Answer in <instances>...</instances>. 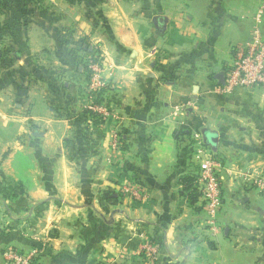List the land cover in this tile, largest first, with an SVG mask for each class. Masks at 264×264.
<instances>
[{
    "label": "crops",
    "instance_id": "crops-1",
    "mask_svg": "<svg viewBox=\"0 0 264 264\" xmlns=\"http://www.w3.org/2000/svg\"><path fill=\"white\" fill-rule=\"evenodd\" d=\"M262 1L4 0L0 264L10 248L38 264H150L145 239L158 244L154 264H264V197L251 182L264 175V88L213 90ZM80 42L100 50L110 85L109 116L83 140ZM184 128L218 138L216 234L182 184L201 169ZM126 184L147 197L122 194Z\"/></svg>",
    "mask_w": 264,
    "mask_h": 264
},
{
    "label": "built area",
    "instance_id": "built-area-1",
    "mask_svg": "<svg viewBox=\"0 0 264 264\" xmlns=\"http://www.w3.org/2000/svg\"><path fill=\"white\" fill-rule=\"evenodd\" d=\"M264 19V0L257 9L250 40L232 47L233 62L225 70L223 83L215 85L213 90L216 94H231L241 89L264 88V38L260 28ZM79 61V59H78ZM76 60V63L78 62ZM86 62L90 70V78L86 84L84 94L88 99L85 110L90 114L97 115L101 122H105L110 113V105L106 98H100L102 89L108 87V82L101 77L102 55L98 48H91ZM187 105L194 103L188 101ZM88 123L93 124L92 118L88 117ZM194 155L200 160L201 169L197 173L196 185L199 193L198 203L207 212L204 222L211 234L218 231L217 217L223 205V193L220 171L224 167L223 159L206 143L200 132L193 133ZM124 146L121 135L116 132L112 137V147L119 150ZM264 197V175L256 176L251 181ZM122 194L131 196L141 201L147 197V192L140 186L126 184L121 188ZM142 251L150 264L157 260L158 244L150 240H143ZM5 264H38L37 255L34 252H21L10 248L5 253Z\"/></svg>",
    "mask_w": 264,
    "mask_h": 264
},
{
    "label": "trees",
    "instance_id": "trees-1",
    "mask_svg": "<svg viewBox=\"0 0 264 264\" xmlns=\"http://www.w3.org/2000/svg\"><path fill=\"white\" fill-rule=\"evenodd\" d=\"M32 2H37L38 0H30ZM5 3L4 0H0V7H4ZM79 47V52L74 53V57L79 59V61L76 63V68L77 71H81L84 73L86 81L88 82L90 78V70L88 68V62H86L89 54L91 53V48L90 46H84V43L80 42ZM110 85L108 84V87L102 89L100 98L102 97L103 99L106 98V92L109 90ZM92 118L93 124L88 123V117ZM77 123L79 124L78 126V131L80 132L79 137L77 136L76 138H79L80 140H83L82 138H85L88 134V129L90 126H101L104 123L101 122L100 118H97V115L90 114L88 110L83 109L80 117L77 119ZM81 137V138H80ZM183 138L185 142V147H186V152L188 155L194 154V139H193V133L190 132L188 129H182L180 133L178 134V138ZM122 141H124L123 136H121ZM125 142V141H124ZM125 147V143L124 146ZM196 179H197V174L189 177L186 176L183 178V185L184 189L189 193V197L192 203H198V189L196 185Z\"/></svg>",
    "mask_w": 264,
    "mask_h": 264
},
{
    "label": "water",
    "instance_id": "water-1",
    "mask_svg": "<svg viewBox=\"0 0 264 264\" xmlns=\"http://www.w3.org/2000/svg\"><path fill=\"white\" fill-rule=\"evenodd\" d=\"M207 141L208 143L212 146V145H216L217 144V141H218V138H217V135L212 133V134H209L207 136Z\"/></svg>",
    "mask_w": 264,
    "mask_h": 264
},
{
    "label": "rangeland",
    "instance_id": "rangeland-1",
    "mask_svg": "<svg viewBox=\"0 0 264 264\" xmlns=\"http://www.w3.org/2000/svg\"><path fill=\"white\" fill-rule=\"evenodd\" d=\"M101 53V52H100ZM73 144H74V141H73ZM210 232V231H209Z\"/></svg>",
    "mask_w": 264,
    "mask_h": 264
}]
</instances>
